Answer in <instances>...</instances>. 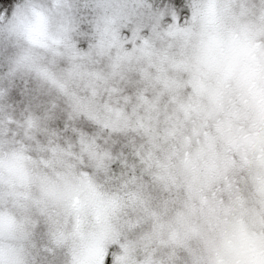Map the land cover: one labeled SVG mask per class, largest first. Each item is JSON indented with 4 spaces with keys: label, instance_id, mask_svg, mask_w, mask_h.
Masks as SVG:
<instances>
[{
    "label": "snow or ice",
    "instance_id": "obj_1",
    "mask_svg": "<svg viewBox=\"0 0 264 264\" xmlns=\"http://www.w3.org/2000/svg\"><path fill=\"white\" fill-rule=\"evenodd\" d=\"M0 264H264V0H0Z\"/></svg>",
    "mask_w": 264,
    "mask_h": 264
}]
</instances>
